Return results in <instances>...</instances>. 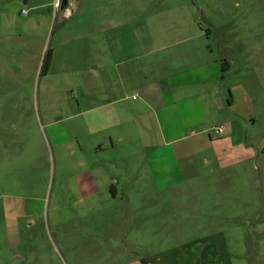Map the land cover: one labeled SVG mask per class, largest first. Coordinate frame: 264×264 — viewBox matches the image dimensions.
Segmentation results:
<instances>
[{"label":"rangeland","instance_id":"obj_1","mask_svg":"<svg viewBox=\"0 0 264 264\" xmlns=\"http://www.w3.org/2000/svg\"><path fill=\"white\" fill-rule=\"evenodd\" d=\"M114 17L228 65L204 132L160 151L134 118L92 130ZM0 264H264V0H0Z\"/></svg>","mask_w":264,"mask_h":264},{"label":"crops","instance_id":"obj_2","mask_svg":"<svg viewBox=\"0 0 264 264\" xmlns=\"http://www.w3.org/2000/svg\"><path fill=\"white\" fill-rule=\"evenodd\" d=\"M126 26L121 23V19L114 17L110 29L105 26L101 32H104L107 40L104 52L111 55L115 70L109 68L110 58L104 55V61L99 63L98 97L85 105L83 110L89 118L99 119L100 123H96L92 130L115 129L124 126V118H134L135 121L130 122L135 124L134 128L137 125L136 128L145 129L146 134L151 135V143L147 145L152 150L160 151L172 144L174 148L190 134L196 136L204 132V126L211 123L205 116L211 115L212 105L218 112L225 109L226 95H222L223 92L218 88L210 87L211 83L223 77L224 63L215 57L213 49L203 41L172 48L176 45L157 39L178 32H183L180 34L185 41L196 39L197 35L191 34L189 30L179 29L173 33L161 31L157 35L148 31L146 38L138 40L139 32L135 29L124 30ZM198 34L201 36L202 32ZM139 58L145 61L141 60L135 65L133 61ZM131 91L137 95L131 97L125 94ZM229 92L227 102L231 108L233 99L230 89ZM130 99L137 107L125 105ZM225 124L227 128L221 124L224 134L220 137L226 141L225 145H229L228 141L231 140H228L227 132H233L234 129L229 128L231 124L228 122L225 121ZM110 140L114 146L112 136ZM96 146L103 149L105 143L99 141Z\"/></svg>","mask_w":264,"mask_h":264},{"label":"trees","instance_id":"obj_3","mask_svg":"<svg viewBox=\"0 0 264 264\" xmlns=\"http://www.w3.org/2000/svg\"><path fill=\"white\" fill-rule=\"evenodd\" d=\"M51 61H52V49L48 48L44 54L41 73H46L48 71ZM222 68L225 71L226 69H228V65L225 66V64H223Z\"/></svg>","mask_w":264,"mask_h":264},{"label":"built area","instance_id":"obj_4","mask_svg":"<svg viewBox=\"0 0 264 264\" xmlns=\"http://www.w3.org/2000/svg\"><path fill=\"white\" fill-rule=\"evenodd\" d=\"M215 131L217 134L223 135L224 134V127L222 125L216 126Z\"/></svg>","mask_w":264,"mask_h":264}]
</instances>
